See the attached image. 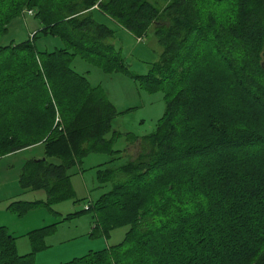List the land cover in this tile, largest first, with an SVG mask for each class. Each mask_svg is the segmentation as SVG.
I'll list each match as a JSON object with an SVG mask.
<instances>
[{
    "label": "trees",
    "instance_id": "trees-1",
    "mask_svg": "<svg viewBox=\"0 0 264 264\" xmlns=\"http://www.w3.org/2000/svg\"><path fill=\"white\" fill-rule=\"evenodd\" d=\"M96 7L137 37L153 28L161 46L137 76L165 99L148 134L117 129L120 112L101 86L71 68L81 55L120 70ZM25 9L42 27L0 44V162L32 148L19 182L47 198L9 209L72 197L76 168L102 152L111 157L96 166L104 192L61 221L91 213L92 236L128 227L119 243L59 264H264V0H0V37ZM44 36L64 45L41 49ZM122 137L137 151L118 164ZM56 226L30 233L36 250ZM33 254L0 227V264H36Z\"/></svg>",
    "mask_w": 264,
    "mask_h": 264
},
{
    "label": "rangeland",
    "instance_id": "rangeland-1",
    "mask_svg": "<svg viewBox=\"0 0 264 264\" xmlns=\"http://www.w3.org/2000/svg\"><path fill=\"white\" fill-rule=\"evenodd\" d=\"M96 18L98 19L99 15ZM41 27L39 19L35 16V11L25 9L8 24L6 34L0 37V44L6 45L25 40L33 36V33ZM118 37L119 39L115 41V44L117 48L121 49L122 61L118 66L120 70L105 72L95 60L81 55L72 58L71 68L86 75L93 87L101 86L120 112L114 123L117 129L135 135H145L156 128L158 120L163 116L165 99L162 92L148 93L140 88L137 76L148 73L151 64L159 59L162 49L154 35L153 28L148 31V35L141 42L123 32H120ZM38 44L41 49H53L54 46L64 45L62 40L45 36L39 39ZM128 144L129 141L125 137L120 138L115 144V148L125 150L117 161L118 164L128 161L132 158V152L137 151L133 148L130 150L131 146ZM39 151L40 149L34 153L38 154ZM29 152L7 157L0 162V207L8 201L5 199L11 195L13 197L23 195L24 189L20 185L19 175L24 159L31 156V152ZM110 159L111 157L107 153L92 152L87 154L79 167L76 168L80 173L78 174L76 171L71 177L74 189L73 196L53 203L50 209L57 213H51L62 219L68 213L83 209L88 200L93 201L103 193L105 189L97 188L96 166ZM28 192L31 193L27 195ZM25 193L22 196L25 199L44 194L43 191L36 192L33 190H27ZM38 211L41 210H37L36 215ZM36 215L34 223L41 224L42 216L37 217ZM91 215V213H87L78 218L66 220L64 225L58 226L60 231L54 237L45 238L46 246L40 250H36L31 239L21 237L18 242L16 241L19 253L34 251L33 259L36 264H59L84 255L90 250H99L123 240L128 227L114 229L109 237L90 235L89 228L90 225H93L91 224ZM3 219L15 230L18 229L16 231H20L19 229L26 225L20 221L14 222L4 217ZM50 222L51 220L47 221V223Z\"/></svg>",
    "mask_w": 264,
    "mask_h": 264
},
{
    "label": "crops",
    "instance_id": "crops-1",
    "mask_svg": "<svg viewBox=\"0 0 264 264\" xmlns=\"http://www.w3.org/2000/svg\"><path fill=\"white\" fill-rule=\"evenodd\" d=\"M93 12H94L95 18L98 17V15H99L98 19L100 21L96 18L99 22L109 25V27H111L114 30V35L110 36L108 38V40L110 42V39H111L112 41L110 43L114 44L115 46H116L115 41H117L119 39L118 36H120V32H123V33H126L127 35H130V36L136 38V40L140 41V42L143 41V39L145 38V36L144 37H137L136 35L132 34L127 29H125L124 27L119 25L117 22H115L112 18H110L106 14L102 13L97 7L93 10ZM118 49H119V47H118ZM119 50H121V49H119ZM138 85H139V83H138ZM118 116L116 117V119H118ZM28 151L33 152L32 148L28 149ZM15 154H19V153H15ZM79 173H80V171L78 172V174ZM35 191L36 192L43 191L44 194H42L41 196H34L33 198L31 196V197H28L26 199L22 197V196H24L26 194L25 192L23 193V195H19V197H13V195H11L7 199H5V200H8V201L5 204H3V206L0 207V227H2V226L6 227L8 229V233L12 237H15L17 242L20 240L21 237H27L28 239H30V233L33 232L34 230H38L40 228H44V227H47V226L57 225L56 228H55V231L47 236L49 238L50 237H54L56 235V233H58L60 231L58 226L64 225V221H61L62 219H60V217H56L54 215L57 212L52 211L47 206L32 207V208L29 209L28 212H26L23 215H20L19 213H16V212H13L11 209H9V205L12 202L17 201V200H25V201H29V202H34V201H37V200H46L47 194H46V192L44 190H35ZM29 193H31V192H28L27 195H29ZM37 210H41V211H38V213L36 215V211ZM42 211L44 213L43 215H42ZM51 212H53L54 214H52ZM14 214H17V215H14ZM35 215L37 217H41L42 216V223L41 224L34 223ZM3 217L11 219L14 222L15 221L19 222L20 221L21 223H26V225H25V227L19 229L20 231H16L18 229L15 230L14 228H12L10 226V224L3 219ZM48 220H51V222L47 223ZM91 224L94 225V218L93 217H91ZM92 226L90 225V228H91V229L89 228L90 232L92 231V228H93ZM27 253H29V252H27ZM24 254H26V253H24Z\"/></svg>",
    "mask_w": 264,
    "mask_h": 264
},
{
    "label": "built area",
    "instance_id": "built-area-1",
    "mask_svg": "<svg viewBox=\"0 0 264 264\" xmlns=\"http://www.w3.org/2000/svg\"><path fill=\"white\" fill-rule=\"evenodd\" d=\"M62 122V120H61V117H60V114H59V112H57V115H56V124L57 123H61ZM62 127H60V129H61ZM87 208H88V206H86Z\"/></svg>",
    "mask_w": 264,
    "mask_h": 264
},
{
    "label": "water",
    "instance_id": "water-1",
    "mask_svg": "<svg viewBox=\"0 0 264 264\" xmlns=\"http://www.w3.org/2000/svg\"><path fill=\"white\" fill-rule=\"evenodd\" d=\"M262 65H263V67H264V60H263V62H262Z\"/></svg>",
    "mask_w": 264,
    "mask_h": 264
}]
</instances>
